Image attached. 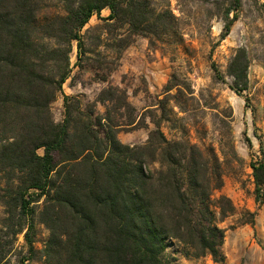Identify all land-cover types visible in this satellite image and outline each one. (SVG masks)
<instances>
[{
  "label": "trees",
  "instance_id": "trees-1",
  "mask_svg": "<svg viewBox=\"0 0 264 264\" xmlns=\"http://www.w3.org/2000/svg\"><path fill=\"white\" fill-rule=\"evenodd\" d=\"M60 2L48 14L47 0H0V203L9 216L18 212L24 220L20 229L27 226L29 253L38 208V220L49 232L42 257L50 264H173L163 258L170 240L183 244L190 257L223 262L226 231L217 220L235 209L227 196H216L224 177L217 153L169 140L159 121L144 144L121 142L120 132L147 123L119 86L108 85L86 104L63 94L73 67H85L83 28L94 15L118 57L136 35L184 43L177 17L152 0ZM234 3L221 39L237 19L229 18L240 5ZM106 9L110 14L102 17ZM248 65L246 51L239 49L228 67L236 93L247 89ZM178 85L173 75L165 92ZM58 94L64 107L60 123L51 110ZM98 104L104 113L97 112ZM251 168L258 199L264 158ZM5 259L0 250V264Z\"/></svg>",
  "mask_w": 264,
  "mask_h": 264
},
{
  "label": "rangeland",
  "instance_id": "rangeland-1",
  "mask_svg": "<svg viewBox=\"0 0 264 264\" xmlns=\"http://www.w3.org/2000/svg\"><path fill=\"white\" fill-rule=\"evenodd\" d=\"M159 8H169L177 17L183 42H153L136 35L120 57L105 39L97 15L83 28L86 58L84 68L73 67L71 77L63 84V94L79 97L84 104L96 99L101 89L116 85L126 90L138 116L147 128L122 131L121 142L141 145L161 122V130L169 140L188 141L202 149H213L223 163V187L216 194L227 196L234 213L218 226L225 229L220 247L223 262L211 256L195 259L177 240H170L163 258L173 264H264V187L256 198L251 164L264 158V0H239L237 19L229 35L221 39L227 11L234 0H152ZM46 12L54 13L60 0H47ZM103 10L102 17H108ZM239 49L247 53L248 86L236 93L228 67ZM77 46L73 44L71 64L77 62ZM113 69L109 73V69ZM177 77L178 88L169 93L165 86ZM106 78V81H103ZM55 122L64 119L63 95L51 104ZM105 107L98 104L97 112ZM38 153L43 154L39 149ZM3 193V191H0ZM0 203V250L6 255L2 264H50L42 257L49 232L34 215V252L26 242L27 226L18 212L9 216ZM20 230V231H19ZM19 231V232H18Z\"/></svg>",
  "mask_w": 264,
  "mask_h": 264
}]
</instances>
